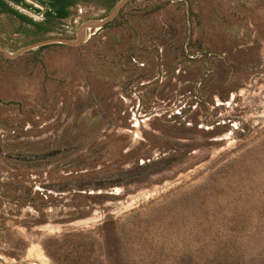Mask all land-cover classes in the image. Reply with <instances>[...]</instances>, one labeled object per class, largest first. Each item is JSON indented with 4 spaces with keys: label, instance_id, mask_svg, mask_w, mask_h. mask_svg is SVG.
Wrapping results in <instances>:
<instances>
[{
    "label": "rangeland",
    "instance_id": "374dc122",
    "mask_svg": "<svg viewBox=\"0 0 264 264\" xmlns=\"http://www.w3.org/2000/svg\"><path fill=\"white\" fill-rule=\"evenodd\" d=\"M111 8L38 35L0 13V46ZM105 24L0 49V264H264V0H126Z\"/></svg>",
    "mask_w": 264,
    "mask_h": 264
},
{
    "label": "trees",
    "instance_id": "16d2710c",
    "mask_svg": "<svg viewBox=\"0 0 264 264\" xmlns=\"http://www.w3.org/2000/svg\"><path fill=\"white\" fill-rule=\"evenodd\" d=\"M109 8L113 7V5L117 2L116 0H108ZM8 2L30 10L34 13H40V20H32L29 16L22 14L12 8ZM32 2L39 5L42 9L35 6L31 2H27L25 0H0V13H6L14 16L20 23L27 24L32 27V34H44L51 30V26L54 22L66 18L69 15V8L75 5L78 0H32ZM102 25L101 27L105 26ZM100 187V186H96ZM77 233H63L61 234L57 240L62 242H68L69 237L75 235ZM53 241H56L52 236H45L41 242V248L44 253L52 258L53 251L57 249ZM58 241V242H59Z\"/></svg>",
    "mask_w": 264,
    "mask_h": 264
},
{
    "label": "water",
    "instance_id": "95a60500",
    "mask_svg": "<svg viewBox=\"0 0 264 264\" xmlns=\"http://www.w3.org/2000/svg\"><path fill=\"white\" fill-rule=\"evenodd\" d=\"M125 1L126 0H118L113 5V7L108 11V13L101 19L95 20V21L94 20L93 21H86V22L81 23L77 28L74 40H67V39H63V38H53V39H49L46 41H40V42H37V43L32 44V45H27V46L23 47L22 49L16 51L15 53H7L1 46H0V49L5 54H7L9 56H13V55L17 54L18 52H20L21 50H26L33 45H41L45 42H59V43H64V44H69V45H76L81 41V38L84 35V32L86 29H88V28H100L102 25H104L106 22H108L117 13V11L125 3Z\"/></svg>",
    "mask_w": 264,
    "mask_h": 264
},
{
    "label": "crops",
    "instance_id": "0c3cea01",
    "mask_svg": "<svg viewBox=\"0 0 264 264\" xmlns=\"http://www.w3.org/2000/svg\"><path fill=\"white\" fill-rule=\"evenodd\" d=\"M8 4H12V3H10V2H8ZM39 5H37V7H38ZM39 8L40 9H42L40 6H39ZM71 8V7H70ZM70 8H69V10H70ZM34 13V12H33ZM35 14H37V13H35ZM38 14H40V13H38Z\"/></svg>",
    "mask_w": 264,
    "mask_h": 264
},
{
    "label": "built area",
    "instance_id": "2783aa9c",
    "mask_svg": "<svg viewBox=\"0 0 264 264\" xmlns=\"http://www.w3.org/2000/svg\"><path fill=\"white\" fill-rule=\"evenodd\" d=\"M26 1V0H25ZM32 1V0H31ZM30 2V1H29ZM32 3V2H31ZM35 5V4H34Z\"/></svg>",
    "mask_w": 264,
    "mask_h": 264
},
{
    "label": "flooded vegetation",
    "instance_id": "af4514ba",
    "mask_svg": "<svg viewBox=\"0 0 264 264\" xmlns=\"http://www.w3.org/2000/svg\"><path fill=\"white\" fill-rule=\"evenodd\" d=\"M41 15V14H40Z\"/></svg>",
    "mask_w": 264,
    "mask_h": 264
}]
</instances>
